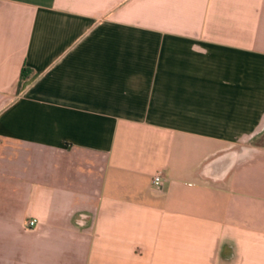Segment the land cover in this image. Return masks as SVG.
<instances>
[{
  "label": "crops",
  "instance_id": "0c3cea01",
  "mask_svg": "<svg viewBox=\"0 0 264 264\" xmlns=\"http://www.w3.org/2000/svg\"><path fill=\"white\" fill-rule=\"evenodd\" d=\"M0 264H264V0H0Z\"/></svg>",
  "mask_w": 264,
  "mask_h": 264
},
{
  "label": "built area",
  "instance_id": "2783aa9c",
  "mask_svg": "<svg viewBox=\"0 0 264 264\" xmlns=\"http://www.w3.org/2000/svg\"><path fill=\"white\" fill-rule=\"evenodd\" d=\"M163 178L161 175H157L154 177L153 179V185L158 188V187H161L163 185ZM36 227V221H30L28 224H27V228L28 229H32V228H35Z\"/></svg>",
  "mask_w": 264,
  "mask_h": 264
},
{
  "label": "trees",
  "instance_id": "16d2710c",
  "mask_svg": "<svg viewBox=\"0 0 264 264\" xmlns=\"http://www.w3.org/2000/svg\"><path fill=\"white\" fill-rule=\"evenodd\" d=\"M28 75V70L24 68L21 73V80H24Z\"/></svg>",
  "mask_w": 264,
  "mask_h": 264
}]
</instances>
